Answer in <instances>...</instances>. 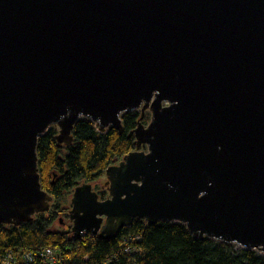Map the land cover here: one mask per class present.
<instances>
[{"label":"water","instance_id":"water-1","mask_svg":"<svg viewBox=\"0 0 264 264\" xmlns=\"http://www.w3.org/2000/svg\"><path fill=\"white\" fill-rule=\"evenodd\" d=\"M130 112L136 149L107 199L76 186L66 233L166 221L264 256V0H0V225L50 208L41 136Z\"/></svg>","mask_w":264,"mask_h":264},{"label":"trees","instance_id":"trees-1","mask_svg":"<svg viewBox=\"0 0 264 264\" xmlns=\"http://www.w3.org/2000/svg\"><path fill=\"white\" fill-rule=\"evenodd\" d=\"M139 117L140 112L127 113L121 118V130L109 128L104 134L89 120H80L70 146L57 145L58 131L53 127L40 137L36 148L39 182L54 204L19 227L0 225V264L8 252L18 254L20 264H43L39 252L45 248L56 251L57 264H264V256L255 250L234 249L233 244L211 239L196 240L179 223L151 226L136 220L111 240L90 233L77 239L65 230H53L63 197L78 185L96 183L109 166L136 149L132 131ZM149 117L146 113L142 122L147 124ZM99 194L101 200L107 197L106 191ZM24 252L30 254L31 263Z\"/></svg>","mask_w":264,"mask_h":264},{"label":"rangeland","instance_id":"rangeland-1","mask_svg":"<svg viewBox=\"0 0 264 264\" xmlns=\"http://www.w3.org/2000/svg\"><path fill=\"white\" fill-rule=\"evenodd\" d=\"M149 120H150V117H149ZM145 122H143V124H144ZM147 124H144L145 126H147L148 124H149V121L148 122H146ZM53 128H55V127H53ZM56 130H57V128H55ZM58 131V130H57ZM105 182H106V179H105V177L103 176V177H101L100 178V180L99 181H97L96 183H94V184H92V185H94V187H95V185H98V187H100V186H104V184H105ZM98 183V184H97ZM96 188L95 190H99V188ZM74 192V191H73ZM99 192H100V190H99ZM102 192V191H101ZM72 195H73V193L71 194V195H69V196H65V197H63L62 198V200H61V202L60 203H62V206L59 208V209H57V214H58V218H62L63 219V222H64V224L65 225H63V224H61V223H59V220L58 221H56L55 222V226H54V228H53V230H59V231H66V228L68 229V225L70 226V225H72L71 224V222H70V219H69V210L72 208V204H71V198H72ZM54 203H53V200L51 199V201H50V207L52 208V205H53ZM36 215H41V214H34V216L33 217H35ZM68 216V217H67ZM235 246V245H234ZM234 249H240V248H238V247H234ZM25 253V255L26 254H28L27 252H24ZM259 253V252H258ZM262 255V254H261ZM19 257H21V256H19ZM16 259H17V263H19V260L20 259H18V254H16Z\"/></svg>","mask_w":264,"mask_h":264},{"label":"built area","instance_id":"built-area-1","mask_svg":"<svg viewBox=\"0 0 264 264\" xmlns=\"http://www.w3.org/2000/svg\"><path fill=\"white\" fill-rule=\"evenodd\" d=\"M16 256L15 254H12L11 252L6 253L4 261L2 264H14L16 263V260L14 259ZM39 257L42 258L43 264H57L59 262V258L56 255V251H54L52 248H45L42 252H39ZM24 258L28 259L29 263L33 261L31 259L30 254L24 255ZM20 264V263H17Z\"/></svg>","mask_w":264,"mask_h":264},{"label":"flooded vegetation","instance_id":"flooded-vegetation-1","mask_svg":"<svg viewBox=\"0 0 264 264\" xmlns=\"http://www.w3.org/2000/svg\"><path fill=\"white\" fill-rule=\"evenodd\" d=\"M142 150H143V149H142ZM97 184H98V183H97ZM92 186H93L92 189L98 193V195H99V199L101 200V198H100V194H99V190H100V191H106V193H107V190H106L107 187L105 186V184H104V186H100V187H98V185H95V187H94V185H92ZM97 187L99 188L98 191L95 190ZM107 198H108V193H107V197H106L105 199H107ZM66 229H67V228H66Z\"/></svg>","mask_w":264,"mask_h":264},{"label":"clouds","instance_id":"clouds-1","mask_svg":"<svg viewBox=\"0 0 264 264\" xmlns=\"http://www.w3.org/2000/svg\"><path fill=\"white\" fill-rule=\"evenodd\" d=\"M98 128V127H97ZM98 132H99V130H98Z\"/></svg>","mask_w":264,"mask_h":264}]
</instances>
